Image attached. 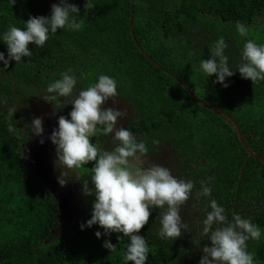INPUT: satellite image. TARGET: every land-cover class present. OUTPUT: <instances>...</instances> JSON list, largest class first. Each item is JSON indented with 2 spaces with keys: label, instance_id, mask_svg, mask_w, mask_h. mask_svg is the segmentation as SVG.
<instances>
[{
  "label": "trees",
  "instance_id": "1",
  "mask_svg": "<svg viewBox=\"0 0 264 264\" xmlns=\"http://www.w3.org/2000/svg\"><path fill=\"white\" fill-rule=\"evenodd\" d=\"M59 2L0 0V34L9 25L24 28L32 16H50L51 6ZM68 2L79 7L82 29H58L42 49L30 43L32 54L20 63L12 60L5 67L0 61L2 100L10 98L14 86L19 95L27 85L39 90L68 68L78 76L76 87H88L101 74L114 77L118 91L136 109L158 114L150 119L159 128L155 136L173 130L175 146L194 172L196 190L202 182L212 189L211 197L200 195L207 211L215 199L229 221L239 214L264 230V162L247 153L228 118L211 110L229 113L246 146L264 158V81L254 84L237 69L223 87L215 74L207 77L199 69L221 36L233 69L242 62L246 39L264 44V0ZM236 21L246 24L247 37L237 33ZM0 51L7 58L6 42L0 41ZM193 93L204 95L206 102ZM8 121L0 119V264H123L129 238L122 233L97 238L98 230L104 233L99 225L84 230L63 225L56 198L26 158V132L18 136ZM209 177L214 179L209 182ZM159 221L160 213L154 212L140 230L150 248L146 264H199L203 247L211 245L201 234L203 227L164 240L158 235ZM105 240L115 245L114 252L103 246ZM246 243L255 264H264V235Z\"/></svg>",
  "mask_w": 264,
  "mask_h": 264
},
{
  "label": "clouds",
  "instance_id": "2",
  "mask_svg": "<svg viewBox=\"0 0 264 264\" xmlns=\"http://www.w3.org/2000/svg\"><path fill=\"white\" fill-rule=\"evenodd\" d=\"M88 8V3L86 4ZM80 9L68 0H60L51 6L50 16H32L25 21V27L9 25L0 34V41L7 44V58L0 51V61L7 67L10 61L20 63L22 58L31 56L29 44L42 49L50 34L58 29L79 31L82 22L78 21ZM237 33L247 37L249 29L241 21L235 22ZM228 44L223 36L209 46L210 57L199 62L200 71L207 77L215 74L216 82L228 87L227 78L232 77L238 69L242 78L250 79L254 84L264 81V44H258L252 39H246L241 60L235 69L229 66V58L225 54ZM191 55V53H190ZM82 75V74H81ZM78 76L73 69L68 68L53 80L45 89L46 101L64 106L62 98H68L72 110L68 117L58 118V127L54 128L49 139L56 146V156L62 169L58 182L64 186L72 174L82 169L90 161H95L91 168V185L85 181V194H94L95 200L91 210V218L80 225L81 230L93 225H99L95 233L97 238L112 232L122 233L129 238L127 248L122 255L123 264H146L150 248L140 230L149 222L151 210L163 209L160 217L158 235L164 240H175L182 230L189 231V225L183 220L181 207L192 195L194 183L192 180L179 179L171 170L161 164H153L147 168L133 169V161L148 152L144 141H138L136 136L123 126L117 128L119 118L126 115L113 107H104L110 98L119 96L117 80L106 74H101L95 83L80 89L74 94ZM31 130L41 136L44 132L43 119L35 117L31 122ZM115 147L111 151L101 152L92 142L97 134L109 136ZM40 143H44L41 139ZM214 179L209 177V182ZM211 187L203 183L199 195L211 197ZM210 211L202 221V235L211 241L210 246H204L199 264H255L254 254L249 252L247 241L260 240L264 235L258 225L250 219L233 214L229 221L223 206L215 199L209 200ZM105 248L114 252L115 245L105 240Z\"/></svg>",
  "mask_w": 264,
  "mask_h": 264
},
{
  "label": "flooded vegetation",
  "instance_id": "3",
  "mask_svg": "<svg viewBox=\"0 0 264 264\" xmlns=\"http://www.w3.org/2000/svg\"><path fill=\"white\" fill-rule=\"evenodd\" d=\"M48 84L40 87L39 90L27 85L23 90L22 95H19V90L16 86H14L8 100L3 101L1 98L2 96L0 97V119H4L5 121L9 120V126L14 129L18 136L23 135L20 133L26 132L24 152L29 163L31 148L33 144L39 140L38 137H40L35 135L31 130L30 125L32 120L35 117H41L43 119V127L45 131L48 128L47 125L49 124V119L53 118V125L51 126L52 133L53 129L58 127V118L60 116L68 117L69 112L72 110V105L71 103H68V98H62L63 103H65L62 107L54 102L46 101L43 98L44 95H47L45 89ZM29 87L31 89H29ZM84 88L87 87H76L73 95L78 93L80 89ZM118 92L119 96L110 98L105 102L104 107H113L124 111L126 115L119 118L117 128L121 126L128 128L136 136L138 141L142 140L145 142L148 149V152L145 155L140 156L137 160L133 161V169L147 168L153 164H161L168 167L172 174L177 178L193 181L192 178L194 177V172L188 169L189 167L186 165L188 160L179 153L178 150H181V148L175 146L173 134L171 133L173 130L170 128V132L164 137L155 136L156 131H159V128L158 125L155 124L156 122L154 120L151 121L150 119H157L155 115L158 114H145L143 113L145 111L140 112L139 109H136L135 105H133L130 101V98L126 97L120 91ZM193 96L197 101L203 100L202 102H206L204 95L196 96L193 93ZM42 107L51 109V115L50 113L49 115H43L42 112H39ZM49 116H51V118ZM113 135L114 132L109 134L108 137L97 134V136L91 139L101 152L105 150L111 151L115 147V143L112 141ZM48 146L50 150V158L48 159L47 165H49L51 173L56 178L61 175L62 169L58 165L56 146L51 142V140L49 141ZM94 164L95 161L88 162V164L78 170L76 174H72L68 178L66 185H60L62 188L61 196L64 201H66L68 210L70 209L68 213L65 211L63 214L62 223L64 226L75 225L76 227H80L81 223H85L91 218V210L95 196L94 194H85L84 185L85 181H87L88 187H92L90 175L91 168ZM57 203L60 209V204L58 201ZM207 210L208 203L202 202V197L199 195V191L196 190L195 185L192 195L181 207L180 212L183 220L189 225V229L193 228L198 230L203 227L202 221L206 216ZM154 212L162 214L163 209L155 208L151 210V214ZM185 232L188 233L189 231L185 230Z\"/></svg>",
  "mask_w": 264,
  "mask_h": 264
},
{
  "label": "water",
  "instance_id": "4",
  "mask_svg": "<svg viewBox=\"0 0 264 264\" xmlns=\"http://www.w3.org/2000/svg\"><path fill=\"white\" fill-rule=\"evenodd\" d=\"M211 110L220 113L224 115L226 118H228L236 127V132L238 134L239 140L241 141L243 147L246 149L247 153L250 154L251 156L258 157L264 162L263 157L255 154L249 147L246 146L243 139V135L241 134L238 125L233 119H231L227 114H223V112L220 110H216V109H211ZM52 123H53V118L49 119V127L44 131V133L40 137H38L39 140H37L36 143L33 144L30 152L29 164L32 167L33 171H35L38 177L42 180V182L51 190L56 200L60 204L61 212L64 214L65 211L68 213L70 209L68 210V205L61 196L62 188L60 187V184L56 183L57 182L56 180L54 181L55 178L49 169V165H47L49 158H46V156L44 155V150H46V147H48V143L50 141L49 137L51 135L50 133H51V126L53 125ZM41 139L44 140V143H40Z\"/></svg>",
  "mask_w": 264,
  "mask_h": 264
},
{
  "label": "rangeland",
  "instance_id": "5",
  "mask_svg": "<svg viewBox=\"0 0 264 264\" xmlns=\"http://www.w3.org/2000/svg\"><path fill=\"white\" fill-rule=\"evenodd\" d=\"M39 112H42L43 113V115H49V113H50V115H51V113H52V110L51 109H48V108H45V107H42L41 109H40V111ZM50 117V116H49ZM47 127H49V124L47 125ZM44 155L46 156V158H50V150H49V146L48 147H46V150H44ZM58 177V176H57ZM55 178L54 179V181L56 180L57 182L56 183H58V178ZM53 194V193H52ZM161 215L162 214H160V217H161ZM62 216H63V213H62ZM68 216V215H67ZM68 226V225H67ZM185 230H183V232H184Z\"/></svg>",
  "mask_w": 264,
  "mask_h": 264
}]
</instances>
